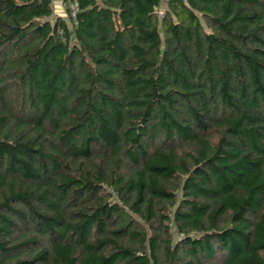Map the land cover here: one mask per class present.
Here are the masks:
<instances>
[{
    "label": "trees",
    "instance_id": "trees-1",
    "mask_svg": "<svg viewBox=\"0 0 264 264\" xmlns=\"http://www.w3.org/2000/svg\"><path fill=\"white\" fill-rule=\"evenodd\" d=\"M0 0V264H264V0Z\"/></svg>",
    "mask_w": 264,
    "mask_h": 264
},
{
    "label": "built area",
    "instance_id": "built-area-1",
    "mask_svg": "<svg viewBox=\"0 0 264 264\" xmlns=\"http://www.w3.org/2000/svg\"><path fill=\"white\" fill-rule=\"evenodd\" d=\"M168 0H163V2ZM63 9L68 12L69 17L72 20H76L77 14L79 12V3L77 0H64ZM55 18H57V15H54Z\"/></svg>",
    "mask_w": 264,
    "mask_h": 264
},
{
    "label": "crops",
    "instance_id": "crops-1",
    "mask_svg": "<svg viewBox=\"0 0 264 264\" xmlns=\"http://www.w3.org/2000/svg\"><path fill=\"white\" fill-rule=\"evenodd\" d=\"M52 1H53V8H54L55 15L63 17V18H67L66 12L62 6L64 0H52Z\"/></svg>",
    "mask_w": 264,
    "mask_h": 264
}]
</instances>
